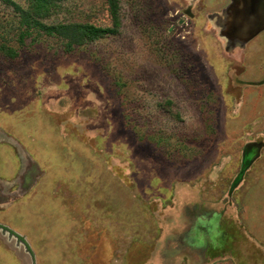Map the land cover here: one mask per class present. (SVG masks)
<instances>
[{
	"label": "rangeland",
	"instance_id": "obj_1",
	"mask_svg": "<svg viewBox=\"0 0 264 264\" xmlns=\"http://www.w3.org/2000/svg\"><path fill=\"white\" fill-rule=\"evenodd\" d=\"M254 2L0 0V264H264Z\"/></svg>",
	"mask_w": 264,
	"mask_h": 264
},
{
	"label": "trees",
	"instance_id": "obj_2",
	"mask_svg": "<svg viewBox=\"0 0 264 264\" xmlns=\"http://www.w3.org/2000/svg\"><path fill=\"white\" fill-rule=\"evenodd\" d=\"M113 4H114V0H110L109 5L112 7V11L114 12ZM59 29H61L63 32L66 31V33H71L72 36H74L76 33L77 36L74 38L73 42L80 41V38H83V36L92 38L113 31L112 28H101L93 25H75V26L69 25V26L60 27Z\"/></svg>",
	"mask_w": 264,
	"mask_h": 264
},
{
	"label": "water",
	"instance_id": "obj_3",
	"mask_svg": "<svg viewBox=\"0 0 264 264\" xmlns=\"http://www.w3.org/2000/svg\"><path fill=\"white\" fill-rule=\"evenodd\" d=\"M247 3H249L251 0H245ZM255 7H257V8H255L256 10H255V12L257 13V11H258V9H261V10H263L264 9V0H255ZM254 10V9H253ZM6 242L14 249V250H16V252L18 253V254H22V253H25V254H28V253H26L27 251L24 249L23 250V243L22 242H18L15 238L13 239V238H11V239H7L6 238ZM22 243V244H21ZM23 257H26L25 255L23 256Z\"/></svg>",
	"mask_w": 264,
	"mask_h": 264
},
{
	"label": "crops",
	"instance_id": "obj_4",
	"mask_svg": "<svg viewBox=\"0 0 264 264\" xmlns=\"http://www.w3.org/2000/svg\"><path fill=\"white\" fill-rule=\"evenodd\" d=\"M264 11V10H263Z\"/></svg>",
	"mask_w": 264,
	"mask_h": 264
}]
</instances>
